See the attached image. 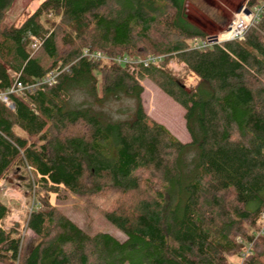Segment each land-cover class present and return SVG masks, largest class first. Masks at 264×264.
<instances>
[{
    "label": "trees",
    "instance_id": "obj_1",
    "mask_svg": "<svg viewBox=\"0 0 264 264\" xmlns=\"http://www.w3.org/2000/svg\"><path fill=\"white\" fill-rule=\"evenodd\" d=\"M12 3L0 0V93L22 89L6 95L11 108L0 102V178L29 167L38 204L26 221L35 242L17 262V232L0 229V262L231 264L251 243L243 264H264V234L254 237L264 214V9L242 41L195 50L190 42L209 35L188 17L189 0H44L18 26L3 23ZM82 50L160 63L129 69ZM171 59L197 78L193 88L171 75ZM52 71L54 83L39 84ZM142 81L183 108L188 143L143 113ZM120 96L135 98L134 117L102 124L89 99ZM122 128L167 156L169 174L156 177L125 147ZM58 187L114 198L103 217L125 239L88 235L39 195ZM5 213L0 198V221Z\"/></svg>",
    "mask_w": 264,
    "mask_h": 264
},
{
    "label": "rangeland",
    "instance_id": "obj_2",
    "mask_svg": "<svg viewBox=\"0 0 264 264\" xmlns=\"http://www.w3.org/2000/svg\"><path fill=\"white\" fill-rule=\"evenodd\" d=\"M44 0H13L12 5L5 14L3 23L7 25L18 26L26 17L30 16ZM247 0H189L186 10L190 20L206 32L209 37L220 36L226 28L237 17H242L244 12L238 13L237 10L244 7ZM240 14V15H239ZM247 15V14H246ZM233 41V40H231ZM227 42V41H226ZM186 75V74H185ZM184 75V76H185ZM185 89H191L195 85L190 76L188 79H179ZM192 81V82H191ZM142 93L140 95V105L143 113L155 123L161 125L173 138L182 144L189 142V136L185 129L182 107L174 103L170 98L160 92L156 87L146 81L140 82ZM97 87V96L101 97L99 86ZM72 96V102H78L83 99L81 94ZM85 99V98H84ZM94 100L89 99L88 103L94 110L100 114L102 124L121 123L130 121L136 112L137 102L135 98L120 96L117 99L105 98L100 103L93 106ZM122 143L130 151L136 152L139 160L145 164L156 177H165L170 172V159L159 150H153L151 153L139 148V136L135 131L120 129ZM9 169L1 178H4L10 186L25 185L21 181L25 171ZM19 173V174H18ZM17 179L19 181H17ZM23 189H25L23 187ZM39 195L45 198L49 206L56 208L61 214L72 221L82 231L88 235L95 233H105L117 241L122 242L125 237L116 228H114L103 217V209H107L114 198L104 196L100 199L85 200L68 194L61 187L55 192H46L41 190ZM1 198V196H0ZM2 200V198H1ZM3 202V200H2ZM4 204V202H3ZM35 242L34 235L26 231L20 240L17 262L25 255L27 249ZM235 259L231 260V264ZM0 264H4L0 262Z\"/></svg>",
    "mask_w": 264,
    "mask_h": 264
},
{
    "label": "built area",
    "instance_id": "obj_3",
    "mask_svg": "<svg viewBox=\"0 0 264 264\" xmlns=\"http://www.w3.org/2000/svg\"><path fill=\"white\" fill-rule=\"evenodd\" d=\"M264 9V0L262 1L261 5L255 8L254 10H248L246 6L241 7L238 13H246V10H248V14H244V16L237 17L232 23L226 28V30L217 37H213V39L205 38L204 40H193L190 42V48L195 50H204L211 45L214 44H220L222 42L226 41H242L243 35L246 32V30L249 27H252L256 24V22L259 19V14L261 10ZM240 15V14H239ZM238 29V33L234 34L231 38H228L234 29ZM236 29V30H237ZM234 30V31H236ZM227 34H226V33ZM226 35V38L223 40L222 35ZM228 35V36H227ZM37 45V42L34 41ZM35 49V45L32 46ZM82 57H85L87 59L91 60H101L104 62H112L119 65H126L129 69H132L135 65H142L143 67H147L148 65H153L155 67H159L160 63V57L149 55L145 57L144 59H134V58H127V57H116V58H107L106 56H103L99 52H89L87 50H82L81 53ZM166 68L170 71L171 75L179 78V79H188L189 76L191 80L193 81V84L195 85L197 83V78L190 73L185 65L183 63H180L176 61L175 59H171L167 65ZM186 74V75H185ZM185 75V76H184ZM57 76V73L55 72H49L44 79L41 80L39 84H46L51 85L54 83V78ZM191 81V82H192ZM22 88L19 86H14L11 89L7 91L6 94L0 93V102H2L5 106L11 108V105L9 101L6 98L7 94H16L20 92ZM25 171V178L27 183H29V189H23L21 185H17L15 187L10 186L6 183L5 179L2 178L0 180V196L4 202V206L6 209L5 216L0 221V229L3 231L8 230H15L18 234L19 240L22 239L24 236L26 230V221L29 217L30 213L36 209L37 207V201H36V190L38 189V184L34 182L33 177L35 179H39L38 175L33 176L32 170L29 167H24L22 169ZM24 173V172H23ZM17 181H19L17 179ZM264 234V214L261 216L259 221V229L258 232L254 234V237L258 235ZM237 242H240L239 239H237ZM250 248L251 243L244 245L243 252L235 259V261L232 264H243V261L246 256L250 254Z\"/></svg>",
    "mask_w": 264,
    "mask_h": 264
},
{
    "label": "bare ground",
    "instance_id": "obj_4",
    "mask_svg": "<svg viewBox=\"0 0 264 264\" xmlns=\"http://www.w3.org/2000/svg\"><path fill=\"white\" fill-rule=\"evenodd\" d=\"M237 29V28H236ZM236 29H234V30H236ZM232 31V34L228 37V38H231L234 34H237L238 33V29L236 30V31ZM226 33V32H225ZM227 34V33H226ZM223 37V40L226 38V35L224 34V35H222ZM228 36V35H227Z\"/></svg>",
    "mask_w": 264,
    "mask_h": 264
},
{
    "label": "water",
    "instance_id": "obj_5",
    "mask_svg": "<svg viewBox=\"0 0 264 264\" xmlns=\"http://www.w3.org/2000/svg\"><path fill=\"white\" fill-rule=\"evenodd\" d=\"M240 8L237 10V12H239ZM246 13L248 14V10H246ZM210 39H213V37H211Z\"/></svg>",
    "mask_w": 264,
    "mask_h": 264
},
{
    "label": "crops",
    "instance_id": "obj_6",
    "mask_svg": "<svg viewBox=\"0 0 264 264\" xmlns=\"http://www.w3.org/2000/svg\"><path fill=\"white\" fill-rule=\"evenodd\" d=\"M21 24V23H20Z\"/></svg>",
    "mask_w": 264,
    "mask_h": 264
}]
</instances>
